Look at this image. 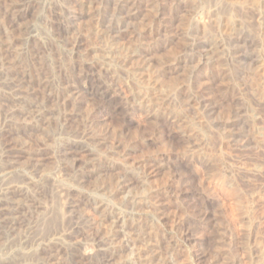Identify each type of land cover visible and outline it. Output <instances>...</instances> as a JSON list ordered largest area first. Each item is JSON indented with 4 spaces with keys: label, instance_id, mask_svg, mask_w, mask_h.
<instances>
[{
    "label": "rangeland",
    "instance_id": "rangeland-1",
    "mask_svg": "<svg viewBox=\"0 0 264 264\" xmlns=\"http://www.w3.org/2000/svg\"><path fill=\"white\" fill-rule=\"evenodd\" d=\"M0 181V264H264V0H0Z\"/></svg>",
    "mask_w": 264,
    "mask_h": 264
},
{
    "label": "bare ground",
    "instance_id": "bare-ground-1",
    "mask_svg": "<svg viewBox=\"0 0 264 264\" xmlns=\"http://www.w3.org/2000/svg\"><path fill=\"white\" fill-rule=\"evenodd\" d=\"M229 11V10H228ZM227 13V12H226ZM216 22V21H215ZM239 22V21H238ZM237 24V23H236ZM239 25V24H238ZM216 38V37H215ZM132 70V69H131ZM114 71V70H113ZM133 72V71H132ZM141 72V71H140ZM115 73V72H114ZM131 74V73H130ZM137 75V74H136ZM152 77V76H151ZM153 78V77H152ZM156 78V77H155ZM154 78V79H155ZM159 82V81H158ZM157 82V83H158ZM166 87H167V85H166ZM112 164V163H111ZM9 176V175H8ZM2 177V176H1ZM6 177V176H5ZM108 177V176H107ZM7 178V177H6ZM6 178H5V180H6ZM3 181V180H2ZM7 181V180H6ZM114 181V180H113ZM1 182V181H0ZM12 182V181H11ZM101 183V182H100ZM65 188V187H64ZM103 198V197H102ZM3 200V199H2ZM6 200V199H5ZM107 208V207H106ZM52 214V213H51ZM55 214V213H54ZM55 217V216H54ZM56 218V217H55ZM69 222V221H68ZM59 223V222H58ZM41 224H43V223H41ZM38 227V226H37ZM39 230V229H38ZM46 230V229H45ZM44 238H45V236H44ZM47 240V239H46ZM37 241V240H36ZM37 243V242H36ZM31 244V243H30ZM22 247V246H21ZM35 247V246H34ZM20 249V248H19ZM17 251V250H16ZM88 251V250H87ZM34 252V251H33ZM91 252V251H90ZM20 253V252H19ZM18 253V254H19ZM35 253V252H34ZM85 253V252H84ZM16 254V253H15ZM112 254V253H111ZM13 255V254H12ZM15 256V255H14ZM18 256V255H17ZM20 256V255H19ZM35 256V255H34ZM84 256L85 257H88V258H91V255H89V253L88 252H86L85 254H84ZM6 257V256H5ZM96 257V256H95ZM11 258V257H10ZM26 258V257H25ZM24 258V259H25ZM153 258V257H152ZM7 259V258H6ZM85 259V258H84ZM11 261V260H10ZM19 263H21V262H19ZM127 263V262H126Z\"/></svg>",
    "mask_w": 264,
    "mask_h": 264
}]
</instances>
